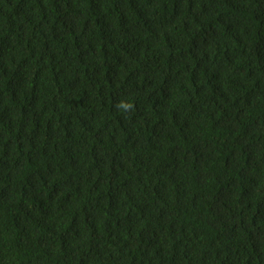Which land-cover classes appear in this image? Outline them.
Here are the masks:
<instances>
[{"label": "trees", "instance_id": "16d2710c", "mask_svg": "<svg viewBox=\"0 0 264 264\" xmlns=\"http://www.w3.org/2000/svg\"><path fill=\"white\" fill-rule=\"evenodd\" d=\"M0 264H264V0H0Z\"/></svg>", "mask_w": 264, "mask_h": 264}]
</instances>
